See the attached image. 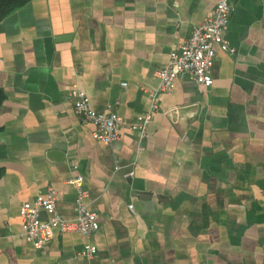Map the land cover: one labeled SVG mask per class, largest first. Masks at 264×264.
Here are the masks:
<instances>
[{
    "label": "crops",
    "instance_id": "obj_1",
    "mask_svg": "<svg viewBox=\"0 0 264 264\" xmlns=\"http://www.w3.org/2000/svg\"><path fill=\"white\" fill-rule=\"evenodd\" d=\"M220 1L31 0L0 22V264H264V0H235L236 53L218 48L211 87L180 77L145 139L130 129L152 112L158 71ZM76 88L121 117L118 141L94 139ZM78 175L100 230L55 228L37 250L22 205L55 191L75 219Z\"/></svg>",
    "mask_w": 264,
    "mask_h": 264
},
{
    "label": "built area",
    "instance_id": "obj_2",
    "mask_svg": "<svg viewBox=\"0 0 264 264\" xmlns=\"http://www.w3.org/2000/svg\"><path fill=\"white\" fill-rule=\"evenodd\" d=\"M235 0H221L214 11L199 25L192 30L191 36L182 48L170 55L169 63L157 73L160 84L155 93L151 94L152 112L138 124H132L130 129L139 131L140 142L146 137L147 127L153 113L159 110L158 96L160 94H171L176 82L182 76H187L203 87H211L214 83L212 68L218 48L228 54L234 55L236 50L226 38V34L234 13ZM2 60L0 59V68ZM127 85L124 84L123 87ZM74 100L76 114L95 127L93 137L103 145L110 146L120 139L119 129L122 124L121 117L116 113L101 115L96 113L92 107L89 97L78 88L71 93ZM143 148L140 146V151ZM119 167L116 166V170ZM133 178L134 172L126 175ZM70 184L77 191L76 211L77 217L73 220L64 219L57 208V194L49 191L45 196H40L32 202L25 203L20 209L22 220L23 238L32 244L37 250H43L52 241L54 229L61 233H77L88 239L92 238L99 230L97 214L92 211L88 204L89 191L85 185L83 175L75 177ZM133 210V207L130 206ZM46 212L50 216L49 221H43L41 213ZM96 246L87 245L83 256L93 259L98 254Z\"/></svg>",
    "mask_w": 264,
    "mask_h": 264
},
{
    "label": "trees",
    "instance_id": "obj_3",
    "mask_svg": "<svg viewBox=\"0 0 264 264\" xmlns=\"http://www.w3.org/2000/svg\"><path fill=\"white\" fill-rule=\"evenodd\" d=\"M31 0H0V22L7 18L10 14L14 11L18 10L19 8L23 7ZM3 98L0 93V104ZM0 178H1V171H0Z\"/></svg>",
    "mask_w": 264,
    "mask_h": 264
},
{
    "label": "water",
    "instance_id": "obj_4",
    "mask_svg": "<svg viewBox=\"0 0 264 264\" xmlns=\"http://www.w3.org/2000/svg\"><path fill=\"white\" fill-rule=\"evenodd\" d=\"M61 40H66L65 37L61 38ZM168 118L171 120L172 124L176 125L184 119V110L177 109L168 114Z\"/></svg>",
    "mask_w": 264,
    "mask_h": 264
}]
</instances>
